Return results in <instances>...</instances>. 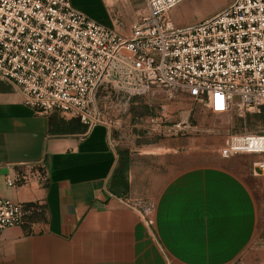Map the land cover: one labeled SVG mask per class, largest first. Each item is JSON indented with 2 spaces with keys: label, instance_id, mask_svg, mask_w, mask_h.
Instances as JSON below:
<instances>
[{
  "label": "crops",
  "instance_id": "0c3cea01",
  "mask_svg": "<svg viewBox=\"0 0 264 264\" xmlns=\"http://www.w3.org/2000/svg\"><path fill=\"white\" fill-rule=\"evenodd\" d=\"M72 3L124 37L148 15L145 0ZM188 97L179 94L177 103ZM135 119L121 116L119 134ZM71 120L0 89V195L43 204L28 224L3 231L0 264H264L249 181L203 159L200 136L182 133L154 151L112 138L106 124L82 132ZM43 158L45 186L6 187V165Z\"/></svg>",
  "mask_w": 264,
  "mask_h": 264
},
{
  "label": "built area",
  "instance_id": "2783aa9c",
  "mask_svg": "<svg viewBox=\"0 0 264 264\" xmlns=\"http://www.w3.org/2000/svg\"><path fill=\"white\" fill-rule=\"evenodd\" d=\"M184 1L145 0L148 15L124 37L72 0H0V89L18 93L37 112L77 119L87 131L108 125L97 95L109 88L128 97L184 93L217 114L264 111V0H232L213 15L178 25L170 12ZM168 102L146 118L159 131L172 122ZM241 153L264 155V131L233 135L219 149L223 158ZM257 166L264 173V158ZM6 168L4 184L11 189L49 181L44 158ZM42 212L39 201L0 195V238ZM144 214L151 216L152 208Z\"/></svg>",
  "mask_w": 264,
  "mask_h": 264
},
{
  "label": "rangeland",
  "instance_id": "374dc122",
  "mask_svg": "<svg viewBox=\"0 0 264 264\" xmlns=\"http://www.w3.org/2000/svg\"><path fill=\"white\" fill-rule=\"evenodd\" d=\"M231 1L185 0L170 12V16L178 25L194 23L203 17L219 12ZM178 16L182 17V21L178 20ZM97 97L98 109L106 114L105 121L111 127L112 138L119 137L118 139L124 142H134L137 147L149 146L148 148L151 150L160 151L161 146L167 145V140L176 136L181 137L182 133L186 136H193L194 134L200 136L203 153L207 155L203 159L225 167L231 174L249 181L253 195L252 211L256 215L255 224L256 227L261 229L260 236L257 239L260 242L264 240V173L257 166L264 155L241 153L223 158L219 154L220 147L233 135L244 132L262 133L264 131V111L261 113L247 112L244 116H240L236 112L217 114L190 96L181 104L177 103L180 102L178 98H167L163 92L128 97L124 92L109 88L100 91ZM134 100L137 101L136 104H133V102H136ZM117 101H120L121 105L115 107ZM167 101H169L168 115L171 116L172 122L168 121L166 123L167 128L164 131H159L156 126L146 122V118L158 116L161 113V106ZM115 111L120 113L117 117L113 115ZM129 114L131 118L133 115L136 117V126L128 128L132 130L131 132L128 130L119 134L117 127L120 123L118 120L121 116L125 118ZM181 121H184L187 125L185 130L179 131L177 128L169 130L173 124ZM118 145L124 147L121 143ZM116 147L118 148V146Z\"/></svg>",
  "mask_w": 264,
  "mask_h": 264
},
{
  "label": "trees",
  "instance_id": "16d2710c",
  "mask_svg": "<svg viewBox=\"0 0 264 264\" xmlns=\"http://www.w3.org/2000/svg\"><path fill=\"white\" fill-rule=\"evenodd\" d=\"M50 124H51V129L56 131L57 129L54 126H52V124H53L52 120H50ZM70 124L74 125V126H78V125L82 126V128H81L83 130L82 132H86L87 131V127L85 125H83V124H80L79 121L76 120V119H72L70 121ZM57 131L58 132H64L65 130L64 129H58ZM121 158H122L121 166L122 167H126L128 165V154H127L126 151L121 152Z\"/></svg>",
  "mask_w": 264,
  "mask_h": 264
}]
</instances>
